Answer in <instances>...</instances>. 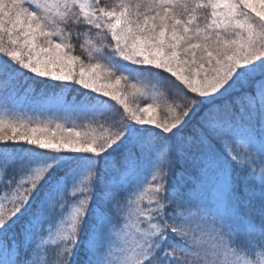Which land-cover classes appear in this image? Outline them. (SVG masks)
<instances>
[{"label": "snow or ice", "instance_id": "1", "mask_svg": "<svg viewBox=\"0 0 264 264\" xmlns=\"http://www.w3.org/2000/svg\"><path fill=\"white\" fill-rule=\"evenodd\" d=\"M0 264H264V0H0Z\"/></svg>", "mask_w": 264, "mask_h": 264}, {"label": "trees", "instance_id": "2", "mask_svg": "<svg viewBox=\"0 0 264 264\" xmlns=\"http://www.w3.org/2000/svg\"><path fill=\"white\" fill-rule=\"evenodd\" d=\"M123 86V82H122V85ZM76 94L74 92H69L67 93V98L69 100H72L73 97L75 96ZM65 123L68 125V126H72V127H76V128H79L81 126L82 123H84L83 121H73V120H68V121H65Z\"/></svg>", "mask_w": 264, "mask_h": 264}]
</instances>
